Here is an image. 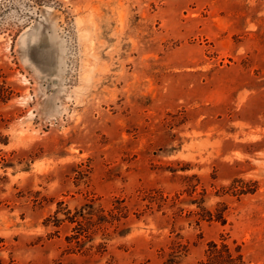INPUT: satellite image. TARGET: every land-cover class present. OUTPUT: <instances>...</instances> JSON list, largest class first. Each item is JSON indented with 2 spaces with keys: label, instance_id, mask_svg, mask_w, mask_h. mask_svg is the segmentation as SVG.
Wrapping results in <instances>:
<instances>
[{
  "label": "rangeland",
  "instance_id": "374dc122",
  "mask_svg": "<svg viewBox=\"0 0 264 264\" xmlns=\"http://www.w3.org/2000/svg\"><path fill=\"white\" fill-rule=\"evenodd\" d=\"M0 264H264V0H0Z\"/></svg>",
  "mask_w": 264,
  "mask_h": 264
},
{
  "label": "trees",
  "instance_id": "16d2710c",
  "mask_svg": "<svg viewBox=\"0 0 264 264\" xmlns=\"http://www.w3.org/2000/svg\"><path fill=\"white\" fill-rule=\"evenodd\" d=\"M209 252L211 253V254H213L214 252H221L220 250L221 249H219V250H216V243H214V242H210L209 243ZM224 247H226V246H224ZM211 250H213V251H211ZM223 250H225V249H223ZM217 257H222L223 258V256H221V254H219ZM229 263V262H228Z\"/></svg>",
  "mask_w": 264,
  "mask_h": 264
}]
</instances>
